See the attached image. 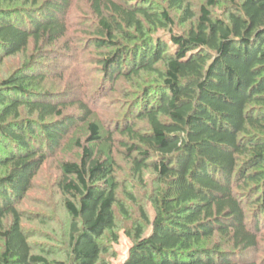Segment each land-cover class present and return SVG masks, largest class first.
<instances>
[{
    "label": "trees",
    "instance_id": "trees-1",
    "mask_svg": "<svg viewBox=\"0 0 264 264\" xmlns=\"http://www.w3.org/2000/svg\"><path fill=\"white\" fill-rule=\"evenodd\" d=\"M88 2L94 20L80 23L88 34L75 37V46L99 53L92 64L102 90L122 80L138 89L128 120L114 130L132 140L134 175L151 169L160 185L151 225L142 213L151 231L135 228L122 264H261L233 257L256 249L264 233V0L233 3L225 19L212 16L216 2L208 0L196 26L186 35L169 34L168 44L151 37L173 25L167 8L135 0ZM186 2L167 0L185 22L194 19ZM73 6L74 0H0V66L29 52L49 57L45 47L70 34ZM33 57L1 82L0 264H64L33 252L18 207L80 126L87 130L84 142H75L80 159L60 165L58 182L70 219L67 258L106 264L102 242L116 226L120 186L114 165L93 150L102 140L91 121L101 93L70 102L45 92L49 74L33 69ZM144 74L156 76L153 92L140 87ZM73 107L78 113L65 114ZM214 238L231 248L207 244Z\"/></svg>",
    "mask_w": 264,
    "mask_h": 264
},
{
    "label": "rangeland",
    "instance_id": "rangeland-1",
    "mask_svg": "<svg viewBox=\"0 0 264 264\" xmlns=\"http://www.w3.org/2000/svg\"><path fill=\"white\" fill-rule=\"evenodd\" d=\"M141 1H147L161 9L169 10L173 25L167 27L166 30L158 28L151 35L153 39L158 38L168 44L170 43L169 34L186 35L191 28L196 26L200 9L208 0H187L184 6L194 14V19L187 22L184 21L182 11L169 9L167 0H135L138 4H141ZM215 2L216 5L211 10L212 16L225 19L232 10L233 3H240L241 0H215ZM71 16L69 36L52 46L45 47L46 50H50L49 57H42L41 54H35V52H29L26 56H34L36 64L32 62L31 65L34 66L35 71L41 69L49 74L48 83L41 86L45 92L54 93L56 97L70 102L73 99L88 98L92 101L94 96L101 93V103L94 105L91 121L100 127L102 140L93 146V150L95 155L102 156L114 165L116 181L120 186L117 192L119 204L114 208L116 226L113 234H107L102 242L108 249V253L102 256V261L106 264H122L128 259L134 246L135 228L139 226L144 228L145 235L151 231V221L155 216L153 200L160 185L151 169L144 171L141 177L134 175L128 153L132 140L114 130L116 123L128 120V103L135 99L134 95L138 89L132 86V83L122 80L116 89L110 90L106 85L102 90L100 75L92 64L93 59L98 57L99 53L92 50L84 53L78 51L75 46V37L79 36L82 39L88 34L85 32L87 29L81 27L80 23L94 20L88 0H74ZM26 56L18 55L2 63L0 92H2L1 82L21 68L22 63L27 60H25ZM38 63L41 64L38 65ZM142 76L139 82L140 87L144 90L151 89L153 92L152 88L158 82L155 80L156 76L151 74ZM104 93L107 94L103 96ZM69 113H78V111L76 107H73L65 111V114ZM27 118V114L24 113L22 119ZM143 126L144 123L140 122L139 127L143 128ZM71 136L69 141L63 145L61 152L47 160L35 178L32 190L18 207L23 214L22 227L28 234L33 252L44 256L50 263L71 264L67 258L70 219L63 207V196L58 188V182L62 181L64 176L60 165L68 161H79L81 150L75 142L78 139L84 142L87 136L86 126H80ZM142 213L148 217L150 225L143 222ZM207 244H219L224 250L231 248L227 241L219 240V238H214ZM234 255L233 258L238 261L255 260L257 263L264 264V233L256 249L242 255L235 251Z\"/></svg>",
    "mask_w": 264,
    "mask_h": 264
}]
</instances>
